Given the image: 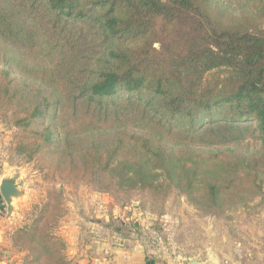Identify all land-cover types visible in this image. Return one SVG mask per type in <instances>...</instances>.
<instances>
[{"label":"trees","instance_id":"16d2710c","mask_svg":"<svg viewBox=\"0 0 264 264\" xmlns=\"http://www.w3.org/2000/svg\"><path fill=\"white\" fill-rule=\"evenodd\" d=\"M0 50L59 60L47 80L0 67L16 151L44 180L108 176L207 208L260 189L264 0H0ZM248 139L257 148L242 153ZM66 215L61 190L48 189L11 234L20 264H71L57 234Z\"/></svg>","mask_w":264,"mask_h":264},{"label":"rangeland","instance_id":"374dc122","mask_svg":"<svg viewBox=\"0 0 264 264\" xmlns=\"http://www.w3.org/2000/svg\"><path fill=\"white\" fill-rule=\"evenodd\" d=\"M233 1L222 0L225 5ZM58 62L55 55L0 50V67L38 74L44 80ZM86 128L82 123L67 127L71 132ZM17 133L10 112L0 109V180H12L22 192L13 200L9 217L0 197V213L11 220L5 225V237L29 225L46 191L56 188L67 208L57 234L69 242L67 248L94 252V256L100 249V264L113 262L116 250L124 248L139 249L148 263L186 264L197 259L200 264H264V174L260 189L239 205L207 208L193 204L175 189L165 198L153 199L147 190L120 188L108 176L75 185L46 181L36 162L16 151ZM236 147L247 153L257 144L248 139ZM17 251L9 247L2 261L20 264L25 252Z\"/></svg>","mask_w":264,"mask_h":264},{"label":"crops","instance_id":"0c3cea01","mask_svg":"<svg viewBox=\"0 0 264 264\" xmlns=\"http://www.w3.org/2000/svg\"><path fill=\"white\" fill-rule=\"evenodd\" d=\"M1 181V180H0ZM1 204V201H0ZM3 204V203H2ZM1 206V205H0ZM9 221H11L8 217L3 218L1 213H0V264H5L2 260L4 259V254L7 253V251L9 250V247L14 249L12 244H11V234L8 235L7 237H5L6 233H5V225L9 223ZM67 243V246L69 245V242L64 239ZM5 244H8L9 247H7ZM6 246V247H5ZM4 248H7L6 250ZM86 250H88L89 247H86ZM92 249H94L92 247ZM97 253H95L94 256V252H86V251H81L79 249H72V248H67V253H66V257L67 259L73 263V264H94L99 262V264L101 263V252H99L100 249L97 248ZM120 250H116V253L113 255V264H160L158 262H153L150 261V263H148L146 261L145 258V253H143L142 251H140L139 249H121V252H119ZM18 252V251H17ZM114 252V251H113ZM3 255V256H2ZM116 255V256H115ZM17 262V261H16ZM15 263H11V264H16ZM188 264V262L186 263ZM200 264V262H199Z\"/></svg>","mask_w":264,"mask_h":264},{"label":"water","instance_id":"95a60500","mask_svg":"<svg viewBox=\"0 0 264 264\" xmlns=\"http://www.w3.org/2000/svg\"><path fill=\"white\" fill-rule=\"evenodd\" d=\"M21 195L22 192L18 189L15 182L9 179H2L0 181V197L5 204L6 214L8 217L13 212V200L20 197ZM188 264H199V262L197 259H189Z\"/></svg>","mask_w":264,"mask_h":264},{"label":"built area","instance_id":"2783aa9c","mask_svg":"<svg viewBox=\"0 0 264 264\" xmlns=\"http://www.w3.org/2000/svg\"><path fill=\"white\" fill-rule=\"evenodd\" d=\"M105 253H106V254H109V250H108V251L105 250ZM102 264H113V262L110 260L108 263H102Z\"/></svg>","mask_w":264,"mask_h":264},{"label":"flooded vegetation","instance_id":"af4514ba","mask_svg":"<svg viewBox=\"0 0 264 264\" xmlns=\"http://www.w3.org/2000/svg\"><path fill=\"white\" fill-rule=\"evenodd\" d=\"M5 210H6V207H5Z\"/></svg>","mask_w":264,"mask_h":264}]
</instances>
